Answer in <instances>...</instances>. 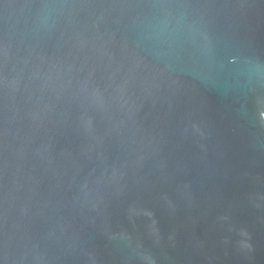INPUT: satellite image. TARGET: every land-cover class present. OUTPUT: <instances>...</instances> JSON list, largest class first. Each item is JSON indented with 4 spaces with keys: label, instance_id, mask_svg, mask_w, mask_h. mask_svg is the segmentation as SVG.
<instances>
[{
    "label": "water",
    "instance_id": "obj_1",
    "mask_svg": "<svg viewBox=\"0 0 264 264\" xmlns=\"http://www.w3.org/2000/svg\"><path fill=\"white\" fill-rule=\"evenodd\" d=\"M264 0H0V264H264Z\"/></svg>",
    "mask_w": 264,
    "mask_h": 264
},
{
    "label": "bare ground",
    "instance_id": "obj_2",
    "mask_svg": "<svg viewBox=\"0 0 264 264\" xmlns=\"http://www.w3.org/2000/svg\"><path fill=\"white\" fill-rule=\"evenodd\" d=\"M263 119H264V114L262 115Z\"/></svg>",
    "mask_w": 264,
    "mask_h": 264
}]
</instances>
